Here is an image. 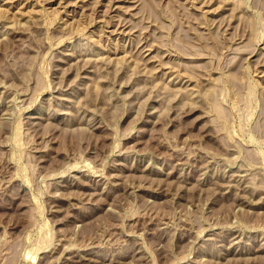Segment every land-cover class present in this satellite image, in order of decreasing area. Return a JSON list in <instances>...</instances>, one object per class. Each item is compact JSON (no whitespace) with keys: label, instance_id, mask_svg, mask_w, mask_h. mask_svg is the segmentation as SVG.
<instances>
[{"label":"rangeland","instance_id":"rangeland-1","mask_svg":"<svg viewBox=\"0 0 264 264\" xmlns=\"http://www.w3.org/2000/svg\"><path fill=\"white\" fill-rule=\"evenodd\" d=\"M0 264H264V0H0Z\"/></svg>","mask_w":264,"mask_h":264}]
</instances>
